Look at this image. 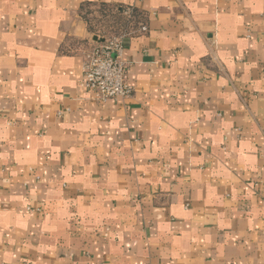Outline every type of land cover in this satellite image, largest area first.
<instances>
[{
  "label": "crops",
  "instance_id": "1",
  "mask_svg": "<svg viewBox=\"0 0 264 264\" xmlns=\"http://www.w3.org/2000/svg\"><path fill=\"white\" fill-rule=\"evenodd\" d=\"M0 264H264V0H0Z\"/></svg>",
  "mask_w": 264,
  "mask_h": 264
},
{
  "label": "built area",
  "instance_id": "2",
  "mask_svg": "<svg viewBox=\"0 0 264 264\" xmlns=\"http://www.w3.org/2000/svg\"><path fill=\"white\" fill-rule=\"evenodd\" d=\"M121 36L100 39L84 53L81 86L90 91L98 103L129 98L133 88L126 82L127 65L122 60Z\"/></svg>",
  "mask_w": 264,
  "mask_h": 264
},
{
  "label": "rangeland",
  "instance_id": "3",
  "mask_svg": "<svg viewBox=\"0 0 264 264\" xmlns=\"http://www.w3.org/2000/svg\"><path fill=\"white\" fill-rule=\"evenodd\" d=\"M101 35H103V36H105V37H110V36H113V35H115V34H107V35H105L104 33L103 34H101Z\"/></svg>",
  "mask_w": 264,
  "mask_h": 264
}]
</instances>
